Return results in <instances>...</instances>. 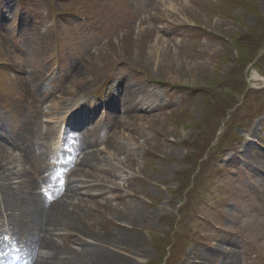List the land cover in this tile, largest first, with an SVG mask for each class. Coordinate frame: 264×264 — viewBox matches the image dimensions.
<instances>
[{
    "label": "rangeland",
    "instance_id": "obj_1",
    "mask_svg": "<svg viewBox=\"0 0 264 264\" xmlns=\"http://www.w3.org/2000/svg\"><path fill=\"white\" fill-rule=\"evenodd\" d=\"M164 1L0 0V122L7 132L23 130L25 100L36 78L43 79L41 87L54 98H30L42 103L43 112L38 121L31 116L35 127L23 131L34 134L21 146L37 158L58 131L44 124L42 116L52 110L46 105L60 102L66 112L77 94L80 107L90 110L91 103L118 94L120 103L99 109L95 132L83 140L99 164L111 161L115 141L131 148L125 163L105 162L115 167L119 187L106 197L115 209L133 204L141 215L115 217L101 207L105 200L92 197L99 206L79 208L85 216L80 226L108 232L100 243L121 264H184L194 252L214 251L226 239L235 244L222 246L234 264H264V247L247 243L257 228L264 234V186L240 154L248 139L264 151V0H170L172 10L162 12ZM132 85L128 100L139 96L140 105L130 112L139 119L126 127L127 119L119 120V93ZM35 167H26L28 179L42 198L48 188L40 189V163ZM92 168L99 173V166ZM127 223L137 228L131 231L140 238L136 250L107 240L120 231L115 224ZM72 232L73 238L54 237L56 243L73 249L88 242Z\"/></svg>",
    "mask_w": 264,
    "mask_h": 264
},
{
    "label": "bare ground",
    "instance_id": "obj_2",
    "mask_svg": "<svg viewBox=\"0 0 264 264\" xmlns=\"http://www.w3.org/2000/svg\"><path fill=\"white\" fill-rule=\"evenodd\" d=\"M169 1L170 0H165L163 2L162 6L164 7V9H161L162 12L172 10V6L169 4ZM78 72L79 70H77L76 68L75 74L79 75L80 79V74H78ZM252 76L255 79H263L257 74H253ZM18 81L23 84L24 78L18 77ZM42 81L43 79H40L38 81V78H36V82L34 85V87L36 88L34 93L32 94V97L35 100L36 93L39 95L37 96V98L45 97L48 100L52 98L51 94L44 90L43 87H41ZM133 86L134 85L124 87L119 93L120 96L124 95L122 107L118 111L122 113V117L119 120L121 121L123 119H127V123H125L126 127L131 126L133 124V120L139 119V116L132 117L130 112L133 109H137L140 105L137 101L139 96H137V99L134 98L135 96H133V100H128L130 94L132 93L131 91L135 90ZM83 90L84 89H81L78 92ZM145 92L148 94V96L151 95V93H148L147 90H145ZM137 93H140V91H138ZM64 96L65 95H63L61 98L64 99ZM140 96L141 98H143L144 95ZM32 97H28L25 100L27 101L26 105H28L27 108L29 109L27 123L25 122L24 126H22V129L24 131L28 130L29 125L33 124V128L36 125L31 120V116L35 115V120L38 121L39 117L37 116H39L43 112V110L39 107V105H42V103L38 101V105L35 100L31 102L30 98ZM117 99V97H113L112 100L114 102L117 101V103H120V101ZM46 101H44L43 103H45ZM71 101V104L66 108L68 111L74 114V112L72 111L75 108H78L80 103V99H78L77 94H73L71 96ZM142 102L143 101H141V103ZM23 103H18L16 107L21 108V105H23ZM111 103L112 101H104L98 106H111ZM57 105L59 107H57V109L54 108ZM62 105L63 104H61L60 102L58 103L52 101L50 104L46 105L45 109L49 106L53 111L55 110V112H53L54 114H56L57 112L61 113ZM14 106L15 105H13L12 107ZM51 111H46L45 116L47 117V115H49V117L46 118L48 119L47 121L53 120L54 118V115L53 113H51ZM68 111H66L67 116H62L60 118L62 122L66 121L68 119L67 117L70 116V113ZM82 113L83 112L81 111L78 114V117L71 114L73 122L79 123L83 118H91L88 117L90 116L89 113L86 116H82ZM50 116H52V118ZM131 121L132 124H128V122ZM68 124L69 123L67 122L66 125ZM259 125H261V122H259ZM4 129H6L5 122H0V131H4ZM2 135L4 136V138L0 139V216L4 220L3 223L7 225V228L9 225L11 226L10 230L13 231L14 236H18L19 234L25 235L27 237L26 240H29L30 251L32 253L30 264H121V259L116 258V253L105 250L100 243L103 241L102 236H106L108 232L100 233L98 231V233L95 232L94 234L91 230L87 231L84 227L80 226L81 224H85V216L80 213L79 208L91 205L93 209H95V206L97 207L99 206V204L97 201L95 202L94 199L100 198L102 200H105L101 207L104 208V210L109 211L111 214H113V216L119 218H124L125 216L126 220H133V216L135 213V220L138 219L137 213H139V210L135 207H131L134 206L133 204L128 205L126 209L123 208L122 212L118 209H115V206H113V204L110 203V200L106 197V194L115 192L119 188L115 182V176L113 174V169L115 167L106 166V164L112 163L110 165L119 166L120 164L125 163L126 155L131 152V148L128 149L127 147H124L125 144H123V141H115L114 149L116 152L113 153L110 157L109 160L111 161L109 162L108 160H106L102 164H99V161L96 160L94 154L89 151L83 150L84 152H82L80 157L78 158L77 164L66 175L65 181L61 182V179L59 180L58 185L55 187V191L53 193L55 195V199L47 202L49 201L48 198H46L47 201H41V199L38 198L36 194H34L33 190H35L36 185L31 183V181L29 182L28 179L30 177H28L29 171L28 169H26V167L31 165V163L34 164L35 159L32 156H28L23 151L19 150L20 145L18 144L20 142H17L19 140H23V143L21 144H26V141L28 140H25L26 135L24 134L20 136L18 133V135L11 137V141H16L15 149L8 146L9 144H11L8 142V139L10 138L9 133H6L4 131ZM260 140L264 141V139L262 140V138ZM247 141L248 142H245L246 144H244L243 149L240 150V154L250 162H248L249 164L253 165L255 175H257L256 177L261 180L262 186H264V164H262L264 151L256 150L254 146L249 142L250 140L248 139ZM120 156L123 157L121 158ZM94 166H99L98 174H96V172H91V170L93 169L92 167ZM120 171V175L122 176L124 171H122V169H120ZM13 184H15L17 187L12 186ZM85 194L86 197L89 198L85 199L84 197H81ZM92 197L94 199L89 201V199ZM139 214L141 215V213ZM118 226L120 231L111 233V237H108L107 240L116 243L117 246L121 245L124 248L125 245L130 244L132 246H136V242H140V238L132 236L134 233L131 231H137V228L133 227L132 224H115V227ZM74 230L77 231L75 233L79 234L80 237H86L87 239H89L88 242L80 245L79 247H74L73 249L67 245L61 247L56 243L57 241L56 239H54V237L64 234L69 235L71 238H73L74 234L72 231ZM125 230H129L130 232H125ZM68 232L72 233L68 234ZM256 233L257 234H255V236L248 241H251L254 246L261 245L260 249L262 250L264 247V234L262 230H260V228H257ZM221 242L222 243L220 244H215L216 248L214 249V251L205 250L202 253L194 252V256H191L192 259L190 256H188L189 258L184 261V264H209L211 258H215L216 255H223V258L217 264H234L233 262L235 261V257L233 255H228L227 253H225L226 249L224 247L222 248V246H234L235 244L227 239L222 240ZM136 249H138V246L135 247V250ZM53 258H56L59 261H48L49 259Z\"/></svg>",
    "mask_w": 264,
    "mask_h": 264
}]
</instances>
